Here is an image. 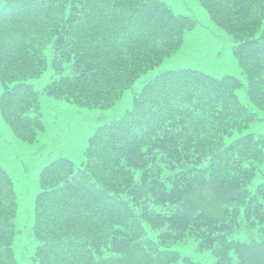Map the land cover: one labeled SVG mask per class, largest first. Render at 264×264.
Returning <instances> with one entry per match:
<instances>
[{"label":"trees","instance_id":"1","mask_svg":"<svg viewBox=\"0 0 264 264\" xmlns=\"http://www.w3.org/2000/svg\"><path fill=\"white\" fill-rule=\"evenodd\" d=\"M199 2L235 41L246 97L264 113V0ZM197 21L165 0H2V119L19 139L37 138L42 110L29 79L48 66L60 75L47 94L108 107ZM241 85L234 74L165 68L95 126L78 164L67 155L44 162L32 264H207V255L264 264V132L245 130L258 113L238 98ZM18 212L0 165V264H19Z\"/></svg>","mask_w":264,"mask_h":264},{"label":"rangeland","instance_id":"2","mask_svg":"<svg viewBox=\"0 0 264 264\" xmlns=\"http://www.w3.org/2000/svg\"><path fill=\"white\" fill-rule=\"evenodd\" d=\"M165 1L173 10L191 14L198 21L193 27L185 29L182 44L175 51L137 76L131 85L123 90L120 98L111 105L108 107L77 105L64 98L47 94L44 91L47 82L52 76L60 75L48 66L40 76L29 79L39 95L42 110L43 128L37 138L31 142L19 139L0 114V165L12 176L19 209L15 216L18 230L13 243L19 264H32L30 255L36 243L29 226L32 221V197L39 188L37 173L40 167L58 155H67L78 164L83 159V148L88 134L97 124L120 116L123 110L130 106L132 95L154 73L169 67L188 65L214 75L221 73L236 75L242 81L241 87L237 89L238 98L258 113L257 120L250 122L245 130L264 132V113L250 104L246 97L245 75L232 53L235 43L232 37L210 19L199 0ZM1 2L2 0L0 4ZM69 68L70 65L65 64L61 74L69 72ZM1 89L0 83V91ZM253 233L251 232L252 235ZM186 249L196 255L191 245ZM214 259L213 256L207 255V264H214Z\"/></svg>","mask_w":264,"mask_h":264}]
</instances>
